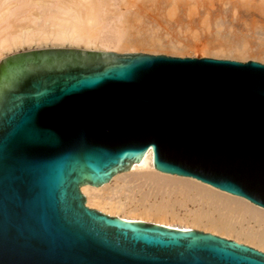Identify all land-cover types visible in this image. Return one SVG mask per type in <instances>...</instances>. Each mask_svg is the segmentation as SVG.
Returning <instances> with one entry per match:
<instances>
[{"label":"water","instance_id":"obj_1","mask_svg":"<svg viewBox=\"0 0 264 264\" xmlns=\"http://www.w3.org/2000/svg\"><path fill=\"white\" fill-rule=\"evenodd\" d=\"M153 151L156 171L264 207V64L76 49L0 67V264H264L212 233L86 206Z\"/></svg>","mask_w":264,"mask_h":264},{"label":"rangeland","instance_id":"obj_2","mask_svg":"<svg viewBox=\"0 0 264 264\" xmlns=\"http://www.w3.org/2000/svg\"><path fill=\"white\" fill-rule=\"evenodd\" d=\"M118 1L117 5L121 3ZM147 1L140 0L135 7H130L132 15L122 6L113 12L114 15L108 16L110 25L104 31V36L113 38L118 30H122L129 43L133 44L130 45L133 47L131 49L128 45V50L110 52L264 64V0H151L148 6ZM53 48L105 52L101 49H85L84 46L54 47L49 44L25 47L4 57L0 67L3 61L12 56ZM170 182L164 181L150 168L137 170L112 181L103 192L97 193L99 195L95 194L106 198L107 205H102L104 211L87 206L105 214L113 211L115 215L140 216L151 221L164 219L177 225H192L195 219H203L198 230L212 234L215 233L208 229L210 221L230 224L234 229L231 237L215 235L236 242L241 238L242 244L262 251L255 245L244 243L243 239L248 233L256 238H264L263 222L229 208L221 199L209 198L208 190L192 182Z\"/></svg>","mask_w":264,"mask_h":264},{"label":"bare ground","instance_id":"obj_3","mask_svg":"<svg viewBox=\"0 0 264 264\" xmlns=\"http://www.w3.org/2000/svg\"><path fill=\"white\" fill-rule=\"evenodd\" d=\"M139 1L140 0H135V1L120 0L118 2L121 3L117 5L116 0H0V61L8 54L13 53L21 48H25V47L31 48L33 46L43 47L45 45L48 46L49 44H51L54 47L84 46L85 49H98V50L101 49L105 51L101 53L119 54L110 51H125L126 49L127 50L129 49L130 45L133 44L129 43L130 41L126 37L125 31L122 30H118L117 34L113 38L104 36V31L107 29V26L110 25L108 16L110 14L114 15L113 12L116 11L117 8L121 9L122 6H124L126 8V11L128 12L131 10L130 7H133L134 5H136V2ZM150 1H147L146 4ZM124 21L122 20L123 23H125ZM131 48L133 47L130 46V49ZM53 49H71V48H53ZM76 50H82V49H76ZM38 51H42V50H38ZM83 51H87V50H83ZM88 52H94V51H88ZM120 55H124V54H120ZM154 56H165V55H154ZM173 58H177V57H173ZM190 59H197V58H190ZM209 59H214V58H209ZM216 60H221V59H216ZM147 168L153 170V172L158 174L166 182H170V181L192 182L193 184L200 186V188L204 190H208L209 198L211 197V199L212 198L221 199L229 208H233L234 210L237 209L238 211L259 220V222L264 223V207L250 205L249 200L243 197L229 194L211 185L202 184L194 178H181L180 176L177 175H171L156 171L153 165L152 150H150L146 154V156L143 158L141 162L138 163V165L131 166L128 171L117 174L112 178V180L109 183L100 187L83 186L81 188V191L84 194V196L86 195L88 198V199L86 198V206L88 204L90 207L100 208L102 211H104L105 207L102 205L103 204L107 205L105 201L106 198L97 196L99 195L97 193H100L101 191L103 192V190H105L112 183V181L119 179L122 176L130 174L137 170L138 171L145 169L147 170ZM112 212L111 211L108 212V214H110L109 216L114 215L111 217L118 216L128 221H142L146 223L154 222L155 224H160L168 227L185 229V230H189V229L198 230V228L201 227L203 220V219L202 220L195 219L192 225H177L174 223L172 224L170 222L169 223L165 222L164 219H163L164 221L163 220L151 221L149 219L140 216L139 217L121 216L119 215V213L118 214L116 213L115 215L114 214L115 212L113 213ZM208 226H209L208 229H210L215 234H221L223 236H230V237L232 236V233L234 234V232H232L234 229L232 230L230 224L229 225L222 224L219 222H214L213 220L210 221V224ZM248 234H245V237L243 239L244 243L251 244L253 246L255 245L260 250L264 251V238L263 237L256 238V236L252 234L251 235ZM239 236H241V234ZM240 240L242 239L239 238V240L237 241L238 243L242 244L243 242Z\"/></svg>","mask_w":264,"mask_h":264}]
</instances>
